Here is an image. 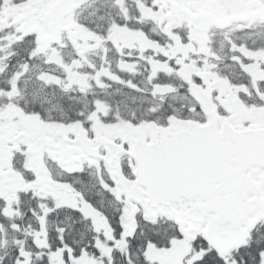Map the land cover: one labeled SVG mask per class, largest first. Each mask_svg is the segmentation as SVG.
<instances>
[{"label": "snow or ice", "instance_id": "1", "mask_svg": "<svg viewBox=\"0 0 264 264\" xmlns=\"http://www.w3.org/2000/svg\"><path fill=\"white\" fill-rule=\"evenodd\" d=\"M0 264H264V0H0Z\"/></svg>", "mask_w": 264, "mask_h": 264}]
</instances>
